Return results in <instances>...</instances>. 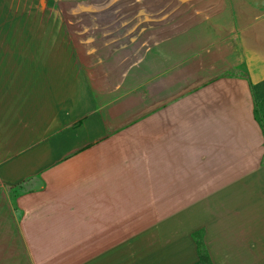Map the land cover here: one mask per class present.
<instances>
[{
	"label": "crops",
	"instance_id": "crops-1",
	"mask_svg": "<svg viewBox=\"0 0 264 264\" xmlns=\"http://www.w3.org/2000/svg\"><path fill=\"white\" fill-rule=\"evenodd\" d=\"M148 2L0 42V264H264V0Z\"/></svg>",
	"mask_w": 264,
	"mask_h": 264
},
{
	"label": "rangeland",
	"instance_id": "rangeland-1",
	"mask_svg": "<svg viewBox=\"0 0 264 264\" xmlns=\"http://www.w3.org/2000/svg\"><path fill=\"white\" fill-rule=\"evenodd\" d=\"M110 1L114 2V0H110ZM79 2L81 1L78 0L76 2H72L69 0H0V42L12 43L18 41L21 42L28 41L29 33H27V30H25V27L35 25V22L37 25H40L42 23H43L42 25H44L45 20L46 21L50 20L51 16H49V14L47 15L42 14L41 13L42 11H51L53 16V28L54 31L56 32H60L57 30V28H59L60 26L75 25L74 22H71L72 20L68 15H70L71 10L76 9L74 4H78ZM107 4L110 5L109 2ZM153 4H154L153 2H148V0H142V1L139 0V2L136 5L134 4L132 5L131 3H128V10L134 9V7L141 8L142 6L151 8ZM124 7L123 10H126ZM60 9L62 10L61 18L59 15ZM92 9L96 10L95 8ZM33 13L35 14V18ZM106 16H107L106 19L110 20L112 22V25H114V19L116 20V18L119 19L125 18L124 16L123 17L121 16L110 17V15H106ZM53 36H54V41H58L59 37L62 36V34L54 33ZM153 196L155 197L156 195ZM132 197L134 199L136 198L137 200L139 198H142V195L134 194L132 195ZM171 198H172L171 195L170 197H168V195H165V198H163L162 201H159L158 205L167 207V205H169L168 202L171 201ZM132 204L137 205L140 203H132ZM116 214H117L118 223L127 224L128 230L134 229L135 231V229L138 230L141 228L145 229V227L142 226V223L147 219L171 217L172 210H169L167 208L149 209V210L118 208ZM120 227L123 228L122 225ZM200 234L201 235L203 234L202 229L193 231L191 233V239L194 235L198 236Z\"/></svg>",
	"mask_w": 264,
	"mask_h": 264
},
{
	"label": "trees",
	"instance_id": "trees-1",
	"mask_svg": "<svg viewBox=\"0 0 264 264\" xmlns=\"http://www.w3.org/2000/svg\"><path fill=\"white\" fill-rule=\"evenodd\" d=\"M76 2L78 0H69ZM78 4H74L76 9L71 10L70 19L71 22H74L75 25H88L91 27L103 26L107 27L112 25L110 20H107L106 15L110 17H125L128 15V0H80ZM109 2L110 5L107 3ZM125 3V4H124ZM123 4V5H122ZM133 4H137L133 2ZM121 5V6H120ZM125 6V7H124ZM123 7L126 10H123ZM95 8L96 10H93ZM84 9V10H83ZM83 10V11H82ZM62 10L60 9L59 15L60 18ZM67 13V11H66ZM114 15V16H113ZM116 15V16H115ZM128 17V16H127ZM126 18V17H125ZM125 18H116L114 19V24L116 27H126L127 22H122ZM107 20V21H106ZM249 90L253 100V117L256 123L261 128V131H264V80L258 84L249 85ZM195 253H196V262L194 264H210L206 251L202 243V235H194L192 237Z\"/></svg>",
	"mask_w": 264,
	"mask_h": 264
}]
</instances>
